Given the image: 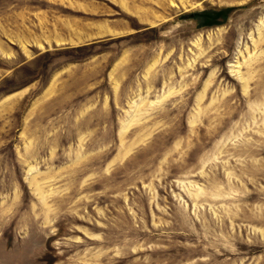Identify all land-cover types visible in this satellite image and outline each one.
Masks as SVG:
<instances>
[{
	"label": "rangeland",
	"instance_id": "obj_1",
	"mask_svg": "<svg viewBox=\"0 0 264 264\" xmlns=\"http://www.w3.org/2000/svg\"><path fill=\"white\" fill-rule=\"evenodd\" d=\"M0 264H264V0H0Z\"/></svg>",
	"mask_w": 264,
	"mask_h": 264
},
{
	"label": "trees",
	"instance_id": "obj_2",
	"mask_svg": "<svg viewBox=\"0 0 264 264\" xmlns=\"http://www.w3.org/2000/svg\"><path fill=\"white\" fill-rule=\"evenodd\" d=\"M220 14H222L221 11H219V12H215V13H210V14H207V13H206V14L203 15V16H204L205 19H206V23H207V24H211V23H215V22H217V20H218Z\"/></svg>",
	"mask_w": 264,
	"mask_h": 264
}]
</instances>
